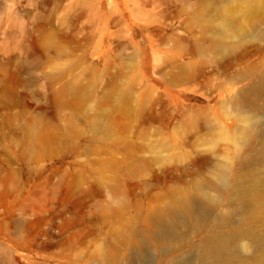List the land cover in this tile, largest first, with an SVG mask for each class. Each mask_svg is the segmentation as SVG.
I'll return each mask as SVG.
<instances>
[{"label":"rangeland","instance_id":"rangeland-1","mask_svg":"<svg viewBox=\"0 0 264 264\" xmlns=\"http://www.w3.org/2000/svg\"><path fill=\"white\" fill-rule=\"evenodd\" d=\"M263 47L200 0H0V264H104L171 192L233 166L230 102L254 83L233 80Z\"/></svg>","mask_w":264,"mask_h":264},{"label":"bare ground","instance_id":"bare-ground-1","mask_svg":"<svg viewBox=\"0 0 264 264\" xmlns=\"http://www.w3.org/2000/svg\"><path fill=\"white\" fill-rule=\"evenodd\" d=\"M200 1L204 12L216 13L233 37L264 42L259 29L264 7L256 0ZM226 35L212 40L206 51L215 58L226 56L234 47ZM247 79L253 85L242 87L230 102L241 124L238 142L247 150L235 156L233 166L217 164L210 176L194 180L191 189L171 192L145 226H131L126 236L116 234L115 244L98 252L104 264H243L246 250L258 255L256 264H264V255H259L264 252V58L233 83Z\"/></svg>","mask_w":264,"mask_h":264}]
</instances>
